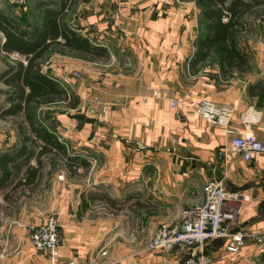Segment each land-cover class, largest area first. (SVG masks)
Returning <instances> with one entry per match:
<instances>
[{"label":"crops","instance_id":"obj_1","mask_svg":"<svg viewBox=\"0 0 264 264\" xmlns=\"http://www.w3.org/2000/svg\"><path fill=\"white\" fill-rule=\"evenodd\" d=\"M181 7L190 8L183 17L177 12ZM118 9L117 22L105 16L102 32L83 34L111 55L106 62H83L111 68L112 59L120 60L109 71L95 68L99 76H93L84 91V99L93 94L95 103H87L86 121L67 136L71 155L86 159L87 169L72 175L64 167L63 177L56 168L65 163L55 161L51 175L56 178L49 181L56 185L54 195L44 198L50 186L27 190L17 204L6 198L15 177L3 181L0 171V264H50L49 256L35 252L31 244V234L48 215L59 220L58 262L183 264L185 250L149 252L147 245L163 223L180 222L183 210L205 200L204 186L210 179L224 178L228 190L246 197L240 218L229 224L231 232L264 227V155L246 162L230 149L234 135L244 129L264 142V105L259 106L254 94L264 87V21L254 38L258 42L245 40L252 70L226 77L218 60L192 68L195 42L203 32L195 3L129 0ZM100 17L87 18L82 30L95 27ZM123 53L133 59L130 67H124ZM0 64L1 75L7 68ZM171 99L179 100L181 108L174 109ZM204 99L233 109L228 127L233 134L195 113L192 107ZM4 104L0 95V108ZM57 104L62 103L53 105ZM50 119L56 128L71 121L62 115ZM4 121L0 118V124ZM13 134L0 130V154L22 146L21 140L13 142ZM28 162L35 165L36 157ZM98 194L120 201L121 207L116 210L93 200ZM43 199L46 206L34 203L24 209V203ZM229 242L221 238L208 243L206 252L215 258L214 264H264V251L256 244L248 243L232 255L226 250Z\"/></svg>","mask_w":264,"mask_h":264},{"label":"trees","instance_id":"obj_2","mask_svg":"<svg viewBox=\"0 0 264 264\" xmlns=\"http://www.w3.org/2000/svg\"><path fill=\"white\" fill-rule=\"evenodd\" d=\"M178 1L193 2L200 8L203 32L195 42L198 51L191 62L192 68L216 57L223 65L226 77L252 70V57L242 40L252 28L253 18L264 16V0ZM79 2L90 4L92 0H37L33 31L21 26L0 8V61L8 67L0 75V83L5 85L0 88V95L4 96L6 104L0 108V118L11 115L21 119L17 126L22 146L16 151L0 154L2 180H9L11 175L15 177L10 184L11 191L6 195L7 200L15 204L27 190L36 189L43 181L47 184L55 161H63L72 175L77 174L79 167L87 169L88 161L77 154L71 156L67 146L50 133L36 115V108L42 105L62 103L76 110L82 103L80 96L71 94L44 73L43 65L50 55L86 62L110 60V52L105 46L72 26L70 11ZM15 53L24 60H14L12 55ZM254 94L259 98V106H263L264 87L257 88ZM33 156L36 157L35 165L28 162ZM8 163H12V169ZM47 168L50 170L46 173ZM92 199L103 200L116 210L122 204L107 194L92 195Z\"/></svg>","mask_w":264,"mask_h":264},{"label":"built area","instance_id":"obj_3","mask_svg":"<svg viewBox=\"0 0 264 264\" xmlns=\"http://www.w3.org/2000/svg\"><path fill=\"white\" fill-rule=\"evenodd\" d=\"M181 104L179 100L171 99L174 109L181 108ZM192 108L207 121L223 126L230 134L234 133L228 129L233 117L231 107L218 106L204 99ZM230 149L249 162L257 155H264V142L252 130L244 129L234 135ZM204 193L203 202L182 211L180 222H165L158 228L148 242L149 252L172 254L183 249L187 253L184 264H214L215 258L206 252V247L212 240L221 238L230 240L226 250L232 255L239 254L248 243L256 244L259 251H264V227H249L236 232L229 230V224L237 222L243 212L244 195L228 190L224 178L208 180ZM31 242L35 252L49 256L50 264H81L73 260L57 261L62 240L59 222L54 216L33 231Z\"/></svg>","mask_w":264,"mask_h":264},{"label":"rangeland","instance_id":"obj_4","mask_svg":"<svg viewBox=\"0 0 264 264\" xmlns=\"http://www.w3.org/2000/svg\"><path fill=\"white\" fill-rule=\"evenodd\" d=\"M36 1L37 0H0V8L3 9L5 13H7L9 16H11L21 26L28 29L29 31H33L35 28V24H36V22H35V20H36L35 19V9H34ZM128 1L129 0H92V2L90 4H84L82 2H79V3H77V5L75 7H73L71 9L69 18L71 19L72 26L76 27L81 34L89 35L88 33L91 30H95L96 32L100 33V32H102V28L104 26L102 24V20L105 18V16L112 18L113 20H115L117 22V19L119 16V9H120V8L118 9V7H120L121 5H123V3H126ZM137 1L138 2H149L150 0H136V2ZM168 1L173 2V0H168ZM247 1H249V0H247ZM189 11H190V8H186V7L185 8L184 7L177 8V12L181 13L182 17H183V14L185 12L188 13ZM120 12H122V10H120ZM89 17L90 18L91 17H97V18L100 17L101 21H97V22H99L98 25H96L97 22H95L92 25L95 27L90 26L91 27L90 29L87 28L88 30H86V29L82 30V28L84 27L83 24L85 23V20ZM109 18H108V21H110ZM263 21H264V16L253 18V24H252L253 26H252V28L251 27L249 28L248 33H245V36L242 40V45L245 46L246 50H247V45H246L247 43L245 42V40L252 39V41L254 43L258 42V40H254V38H256L260 34L259 31L262 28V22ZM105 22L107 24V20ZM113 28H115V27H113ZM128 31H131V30L128 29ZM109 32L110 31H108L107 34ZM113 33H114V29L112 31V34ZM93 34L95 36H97V34H95V33H93ZM127 43H129V42H127ZM127 43L125 42L124 45ZM4 54H5L4 52H1L2 56H4ZM126 55H127V53H123L124 67H126V66L130 67L133 64V59L132 58L127 59V57H125ZM12 58L14 60L19 59V58L24 60L23 56H20L17 53L13 54ZM209 59H210V63H216V60H217L216 58L213 57V58H209ZM112 61H113V63L111 65V68H106V67H100V66L92 65V63H94V62H92L90 64V63L83 62L81 60H76V59L71 58V57H67V56H63V55L61 56L58 54H52L49 56L47 62L43 65L44 73L48 77H50L52 80L58 82L62 87H64L66 90H68L71 94L78 95V96L82 97L81 100L82 99L84 100L77 110H72L71 108L66 107L64 104H57L55 106L53 104L46 105V106L42 105V106L36 108V115H37V118L40 121V123H42L45 127H47L49 132L52 133L55 137H57V139L60 142L65 144L67 146V148L70 146L69 143L71 142L70 139L67 137L69 132L72 131L73 129H77L78 124H80V122L86 121L84 119H85V116L88 114L87 103H88V106H90V107H91V105H93L95 103V100L92 99L94 96L93 94L91 95V97L89 96L88 99H84V98H86V94H87V91L84 93L86 88H88L87 84L93 80V76H97V77L99 76V74H97V73L94 74V72H96L95 68H97V70H104L105 69V70L109 71V69L110 70L113 69L112 67L120 65V60H118V58H114V59H112ZM100 62H104V61H100ZM100 62H97V63H100ZM1 63H3V62H1ZM3 64H5V63H3ZM11 64H14V63L12 62ZM103 64H104V66H106L105 63H101V66H103ZM0 66H1V64H0ZM4 68H8V67L6 66ZM97 77L95 79H98ZM91 84H93V83H91ZM2 85L3 84L0 83V87ZM92 100H94V101H92ZM52 115H57V116L62 115V117L67 116L69 118V120H71V121L63 122V123L61 122V124L59 125V128H56L53 125L54 120L52 121L50 119V116H52ZM3 120H4V118H3ZM20 120L21 119L15 117V116H11V115L9 116L8 115V117L5 118V121H4L5 123L0 124V130L3 131V134L4 133L7 134L8 132H10L12 130V132L14 133L13 134V136H14L13 142L14 143L15 142L18 143V141L21 140V137H19V132L17 131V130H19L18 126H17V122H19ZM13 124L16 125V128L14 127ZM66 125H68L69 127L67 128ZM16 133H17V137H16ZM17 139H18V141H17ZM69 153L72 154L70 151H69ZM64 167H66V166L59 163V165L56 168L57 169L56 172H58L61 176L66 177V171L64 170L65 173L61 172ZM49 170L50 169H45V172L47 173V172H49ZM51 171H52V169H51ZM83 171H84V168H82V167L78 168V172H83ZM53 175H51V177ZM53 177L56 178V176H53ZM49 181H47V184H46V181H43V184L37 187V188H40L42 190L45 185H46V187H45L46 189H48L50 186V188L47 190V195L44 196V198L45 197L47 198V201L51 198V195H54L53 190L56 187V185L50 184ZM37 201L31 200V202H28L27 204L24 203V209L26 210L27 207L33 206L34 203L35 204L40 203L42 206H46V201L44 199L41 202H37ZM51 216H53V215H50V216L48 215L43 221L45 222L46 219L51 217ZM55 218H57V217H55ZM57 220H58V218H57ZM58 222H59V220H58ZM43 223H41L39 226H41ZM39 226H37L34 230H36ZM31 244H32V242H31ZM38 253H41V252H38ZM184 262H185V260H184ZM61 263H64V262H61Z\"/></svg>","mask_w":264,"mask_h":264}]
</instances>
